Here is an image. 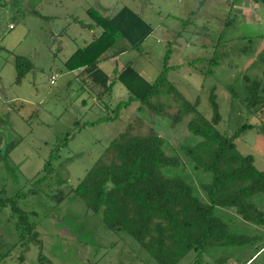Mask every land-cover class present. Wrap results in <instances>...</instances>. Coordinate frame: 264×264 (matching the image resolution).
Listing matches in <instances>:
<instances>
[{"label": "rangeland", "instance_id": "obj_1", "mask_svg": "<svg viewBox=\"0 0 264 264\" xmlns=\"http://www.w3.org/2000/svg\"><path fill=\"white\" fill-rule=\"evenodd\" d=\"M124 7L140 14L153 33L142 51L124 38L107 51L99 65L114 84L105 91L82 70L69 71L66 62L102 31L89 10L112 17ZM17 56L33 66L20 84ZM129 65L150 83L167 67L169 83L152 100L162 115L140 111L136 101L116 109L130 93L115 73ZM255 81L262 82L258 94L264 96V0H0V264H161L129 232L110 229L75 189L98 162L113 159L121 135L154 129L168 154L182 158L183 177L204 198L200 184L208 176L181 151L195 141L187 130L192 115L174 127L168 113L178 114L184 100H198V111L210 120L212 95L219 131L232 136L252 126L237 138V148L264 171V108H249ZM53 153L52 175L30 195ZM10 200L29 223L18 227ZM251 201L264 211V193ZM217 215L253 241L191 250L177 264H246L252 257L248 264H264V226L243 221L233 209H217Z\"/></svg>", "mask_w": 264, "mask_h": 264}, {"label": "trees", "instance_id": "obj_2", "mask_svg": "<svg viewBox=\"0 0 264 264\" xmlns=\"http://www.w3.org/2000/svg\"><path fill=\"white\" fill-rule=\"evenodd\" d=\"M89 13L102 31L87 46L74 52L66 68L82 70L81 73L87 74L96 86L108 91L114 83L100 68L103 56L119 38H124L132 49L142 51L153 27L129 7L112 17L92 10ZM15 68L16 83L20 84L33 66L28 58L17 56ZM167 77V67L154 83L147 81L131 65L116 70L114 80L122 83L130 93V100L116 109L136 101L140 103V111L162 115L163 109L152 100L169 83ZM261 87L262 82L255 81L250 86L249 98V108H258L260 113L264 108V96L258 94ZM211 102L214 113L210 120L198 111V100L194 103L184 100L178 114L168 113L174 127L192 115L187 130L195 141L192 145H183L181 151L197 173L208 176V180L200 184L204 198L200 197L192 180L183 177L187 166L182 158L178 154H168L166 140L154 129L143 135H121L113 142V159L98 162L75 189L90 211L103 215L110 229L129 232L161 264H177L180 257L191 250L247 246L253 241L251 236L233 232L217 215V209H233L243 221L264 226V211L251 201L252 197L264 193V171L257 168L252 155H242L236 144L237 138L252 126L245 124L232 136L223 134L217 128L221 116L215 95ZM67 140L69 138L65 142ZM57 158L58 153L51 155L45 164L44 176L36 181V188L29 191L30 195L38 194L39 186L52 175ZM1 202L7 204L6 200ZM10 202L19 215L18 227L29 223L28 214L13 200ZM28 228L34 230L31 224ZM171 253L174 258L169 260Z\"/></svg>", "mask_w": 264, "mask_h": 264}, {"label": "built area", "instance_id": "obj_3", "mask_svg": "<svg viewBox=\"0 0 264 264\" xmlns=\"http://www.w3.org/2000/svg\"><path fill=\"white\" fill-rule=\"evenodd\" d=\"M55 82H56V77L53 76V77H52V80H51V83H52V84H55Z\"/></svg>", "mask_w": 264, "mask_h": 264}, {"label": "crops", "instance_id": "obj_4", "mask_svg": "<svg viewBox=\"0 0 264 264\" xmlns=\"http://www.w3.org/2000/svg\"><path fill=\"white\" fill-rule=\"evenodd\" d=\"M251 259V258H250ZM246 264H248V263H246Z\"/></svg>", "mask_w": 264, "mask_h": 264}]
</instances>
